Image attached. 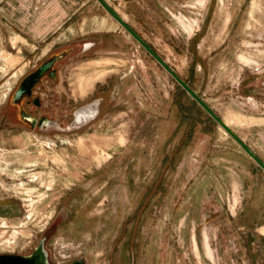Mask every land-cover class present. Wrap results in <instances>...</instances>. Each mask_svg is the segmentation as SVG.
I'll return each instance as SVG.
<instances>
[{
	"label": "rangeland",
	"instance_id": "1",
	"mask_svg": "<svg viewBox=\"0 0 264 264\" xmlns=\"http://www.w3.org/2000/svg\"><path fill=\"white\" fill-rule=\"evenodd\" d=\"M106 1L264 160V0ZM62 48L55 123L16 126ZM42 239L52 264H264V171L97 0H0V254Z\"/></svg>",
	"mask_w": 264,
	"mask_h": 264
},
{
	"label": "flooded vegetation",
	"instance_id": "2",
	"mask_svg": "<svg viewBox=\"0 0 264 264\" xmlns=\"http://www.w3.org/2000/svg\"><path fill=\"white\" fill-rule=\"evenodd\" d=\"M69 53H71L70 48H62L51 53L20 80L6 107L7 117L11 121H14L13 124L21 128L42 130L55 123V118L51 117L45 110L42 111L45 103L41 92L50 90V85L57 78L59 64H61ZM39 71H41L40 76L34 80L31 86L25 85L24 90L18 93L21 86L30 78L31 74ZM96 112L95 106L89 105L83 111L82 120L88 121L96 115ZM39 244L30 253L20 255L24 256L29 264H52L49 251L45 247L47 252L45 255L39 249ZM78 260L81 259L74 260L70 264H77L76 262Z\"/></svg>",
	"mask_w": 264,
	"mask_h": 264
},
{
	"label": "water",
	"instance_id": "3",
	"mask_svg": "<svg viewBox=\"0 0 264 264\" xmlns=\"http://www.w3.org/2000/svg\"><path fill=\"white\" fill-rule=\"evenodd\" d=\"M103 8L120 24L122 27L133 36L149 53L153 56L157 62L175 79L179 86L189 94L208 114L217 122L240 146L241 148L258 164V166L264 171V160L256 154V152L233 130V128L222 118L220 115L191 87V85L181 77L175 69L169 65V63L162 58L156 50L141 36L139 35L129 23L106 1L97 0ZM41 74V71L31 74L24 84L19 89L24 90V86H31L36 78ZM95 105V104H91ZM89 106V105H88ZM88 106H85L75 113L74 124L84 123L82 120L83 111ZM96 106V105H95ZM97 114V113H96ZM96 116V115H95ZM94 116V117H95ZM93 118V117H92ZM90 120V119H89ZM39 249L46 255L45 239H42L39 244ZM77 264H83V260H78ZM0 264H29L26 258L20 254L5 253L0 255Z\"/></svg>",
	"mask_w": 264,
	"mask_h": 264
},
{
	"label": "trees",
	"instance_id": "4",
	"mask_svg": "<svg viewBox=\"0 0 264 264\" xmlns=\"http://www.w3.org/2000/svg\"><path fill=\"white\" fill-rule=\"evenodd\" d=\"M179 89L181 90L182 93H184V94L186 93V91L183 90L180 86H179ZM210 118H211V117H210ZM211 119H212V118H211ZM212 120H213V119H212Z\"/></svg>",
	"mask_w": 264,
	"mask_h": 264
}]
</instances>
